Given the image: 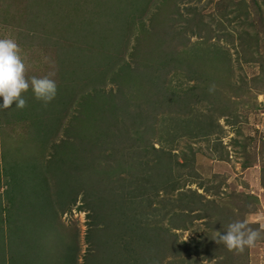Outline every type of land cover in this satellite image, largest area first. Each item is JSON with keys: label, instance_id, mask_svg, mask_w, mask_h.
<instances>
[{"label": "rangeland", "instance_id": "rangeland-1", "mask_svg": "<svg viewBox=\"0 0 264 264\" xmlns=\"http://www.w3.org/2000/svg\"><path fill=\"white\" fill-rule=\"evenodd\" d=\"M0 37H12L18 43L26 65V77L52 74V79L57 71L64 68L60 63L61 56L66 54L64 48L74 56H70L69 62L76 61L78 68V64L83 62L96 73L104 67V59L110 58L116 65L121 60L135 63L137 59L129 56L135 42L141 49L145 46L144 58L156 59L154 65L167 60L166 54L172 53L173 48L177 51L186 48L187 59L194 62L193 70L191 66L179 65L178 68L170 66L161 73L162 86L167 87L168 93L165 97L158 96L155 104L150 100L140 102L146 117L135 119L134 124L132 116L126 119L124 129L127 132L124 130V134H128V140L106 147L102 155L97 154L94 145H90L92 137L103 139L105 135H97L100 126L96 127L93 120H89L90 129L81 134V137L86 134L91 142L84 146L88 149L86 157H100L98 166L110 163L114 167L115 161L135 166L133 161L142 159L147 162L150 171L145 170L142 164L138 173L145 176L154 170L152 165L161 153L150 151L148 147L144 155H132L129 144L142 138V142H152L154 147L163 145L159 150H164L169 159L164 170L172 174V179L165 187L161 184V190H154L151 186L157 181L152 178L147 182L149 188L144 198L132 201L130 208L133 212L126 211V216L130 215L129 219L134 221V227L132 231L125 229L122 236L126 239L135 235L131 245L135 264H191L182 248L176 251L165 249V240L176 237L180 242L198 238L204 233L212 238L215 251L198 256L202 259L200 264L217 263L219 250L222 249L226 256L223 264H264V0H0ZM245 39L250 40L249 50L243 47ZM81 43L88 46L83 47ZM155 43L163 44L156 47ZM162 48L168 50L166 54H162ZM141 49L138 52L143 54ZM216 55L220 59L215 58ZM191 62L187 64L191 65ZM206 68H209L212 82L204 80L207 79V74L203 72ZM124 70L128 78L136 76L127 66ZM87 77H83L84 81L80 78L78 84H81L75 86L77 90L73 94L77 100L82 92L93 87L100 86L107 91L112 86L107 80L105 83L100 80L86 82L91 81ZM145 77L142 78L141 72L134 84L139 85L138 80ZM56 95H59L58 92ZM23 96L26 100L22 108L24 112L31 108V115H53L55 108L63 115L64 103L54 104L55 97L44 103L36 99L31 90ZM176 97L179 100L174 105L168 103L169 99ZM79 107L78 104L70 106L63 125L68 123L70 115L79 111ZM137 126L140 131L143 130L142 133L134 132ZM53 129L34 144L27 142L23 151L16 149L22 143H8L13 153L1 155L0 152V158L5 157L10 169L12 165L44 168L45 162L41 157L47 154L48 143L52 140L56 142L63 136L61 128L52 138ZM107 155L110 157L107 158ZM15 172H18L17 168ZM32 172L35 176L36 173ZM57 176L52 175L53 180ZM78 181H82L80 174ZM54 184L49 183L48 192L55 189ZM0 186V194L3 195L7 185L2 173ZM105 198L109 202L95 208V213H90L84 206L77 208L81 204L79 193L71 209L59 216L63 233L60 240L58 237L57 240H48L41 235L36 240L48 260H39L35 253L30 254V260L37 264H54L49 250H58L61 240L74 249L77 264H93L94 260L113 261L119 253L121 258L126 257V251L117 253L118 249L125 248V239L114 241L111 237L116 229L121 231L117 209L123 206V211L127 207L111 204L117 201L115 194L108 192L103 201ZM15 202V211L25 209L18 200ZM35 206V201H31L29 218L37 212L34 211ZM37 213L40 214V211ZM8 217L10 220L13 218L12 215ZM106 218L118 226L109 231L97 230L102 225H108ZM235 220H243L260 231L261 236L254 247L238 252L227 249L217 239L216 231L223 232ZM135 221L140 224L144 221L147 225L162 222L176 235L163 234L165 238L160 237L159 240L164 242L155 241L153 244L150 237L142 234L136 237L142 230L136 228ZM92 223H97L96 228ZM6 227L4 223V233L8 235L12 250L20 251L31 246L26 236L28 227L19 229L23 239L11 231L7 232ZM102 239L107 244L100 248ZM201 239L199 237V241Z\"/></svg>", "mask_w": 264, "mask_h": 264}, {"label": "trees", "instance_id": "trees-1", "mask_svg": "<svg viewBox=\"0 0 264 264\" xmlns=\"http://www.w3.org/2000/svg\"><path fill=\"white\" fill-rule=\"evenodd\" d=\"M234 16L237 15L235 14ZM147 31L148 30H146V32ZM149 33L152 34V31H149ZM36 34L38 35L37 32ZM157 36L159 35L157 34ZM53 38L56 39L58 37ZM62 38L68 39V37L64 36ZM244 41L247 44H243V47L248 50L251 49L250 40L248 41L245 39ZM135 43L132 46V50L129 52L130 57H135L137 59L135 63L132 64L121 60L116 65L110 58H108V60L104 59V67L99 68L98 73H96V70L86 67L83 62L78 64L80 65L79 68L76 66V61L69 62L70 56H74L70 50L64 48L66 50L65 57L62 55L60 58V63L63 64L64 68L59 72L57 71L56 76L53 78L56 83H68L57 86L61 89L57 90L59 95H55L54 98V104L64 103L63 115L55 108L52 110L53 115L40 113L37 116L35 113L31 115L33 112L31 108L28 109V112H24L22 108H19L18 111V108L14 105L7 108L0 107L1 155H3V153L6 155L7 153H13L10 151L11 147L8 144L10 142L16 144L22 143L20 147H16V149L18 151L20 149L23 151L24 148H26L27 142L34 144L39 138L42 139V136L46 135L51 128H54L51 131L52 138L55 132H60V129H63V136L56 142L54 140L49 142L48 147L45 149L47 150V154L41 157V159L44 160L43 162H45L44 168L33 169L27 164L28 167L26 165H12L13 168L10 169V166H7L5 157L3 159L1 156L0 158V161H2V164L0 162V166H2L0 174L2 173V176L5 178V184L7 185L6 190L3 191V195L0 194V264H19L21 261L22 264H37V262H32L30 260L32 258L30 254L32 253H35L39 257V260H48L45 259L43 253L40 251L36 240L40 235L48 240H57V237L59 238L58 240H60L63 233L59 216L71 209L79 193L81 195V204L77 206V208L81 209L84 206V208L90 210V213H95V208H99L104 203L109 202L108 198H105V201H103L104 196L107 195L108 192L115 194L117 201L111 204L116 203L124 205L127 208L123 211L121 210L123 206L117 209L120 214L118 215V219L120 218L121 221V226H119L121 227V231L117 232L118 229H116L111 238H113L114 241L124 238L122 232H124L125 229H130V231H132L134 227V221L129 219L130 215L126 216V214L127 212H133V209L130 208L132 201L135 199L139 201L144 198V193H146L149 188L147 182L155 178L157 184H153L151 189L156 190L160 188L161 190L160 185H167L170 179H172V174H170L168 170L166 172L164 170V167H168L169 159L164 150H159V147L162 148L163 145L161 144L159 147H154L152 142L148 143L146 140L142 142V138L135 143L129 144V152H131L132 155L137 153L140 156L142 154L144 155L148 147L150 151L154 150L161 153L157 162L155 160V165L154 163L152 165L155 166L154 170L151 169L153 171L148 172L145 176L138 173V167H142V164L145 170L150 171L147 162L142 159L141 161L135 159L133 161L135 166L131 163L127 166V162L121 161L119 163L115 161L116 167H114L110 163L108 165L98 166L100 157L97 159L86 157L88 149H84V146L91 142L86 134H84L83 137H81V134L83 131L90 129L89 120H93L96 127L100 126L98 132H96L97 135H105L103 139L101 137L95 139L91 136L92 143L90 145H94L97 154L102 155L106 147L118 143L122 144L125 139L128 140V134H124V130L127 132V130L124 129L127 118L132 116L134 119H132L131 122L134 124L136 121L135 119L146 117L143 107L139 105L141 101L149 102L150 100L152 104H155V99L157 100L158 96L161 95V97H165L168 93L167 87H163L160 80L163 71H167L170 66L172 68L191 66L190 69L193 70L194 66L192 63L194 62L187 59L186 48H183L181 51H177L173 48L172 53H167L168 50L162 48V54L167 53V60H161L154 65L156 59L149 60L150 58H144V52H146V50H144L145 46L141 49L139 44L137 45ZM162 44L163 43H155L156 47H161ZM240 44L242 43L240 42ZM81 46L86 47L88 44L81 43ZM138 49H141L143 54H140L141 52H138ZM136 50L137 52L135 53ZM253 51L255 50L251 52ZM215 58L220 59L217 55ZM188 62H191V65H188ZM123 65L127 66L129 70H132L136 76L130 77L131 79L128 78ZM87 68L88 70H86ZM208 69L206 68L205 71H203L207 74V79L204 80L206 82H212L213 79ZM141 72L142 78L146 76L145 79H137L140 84H134L135 78H138ZM186 72L189 74V70H186ZM86 76H88L86 79L91 80L86 82H96L100 80L99 82L103 81V83H105V80H107L112 86L107 91H104L105 89L100 86L96 88L93 87L90 91L82 92L80 99L77 100L75 94H73V92L77 90L75 86L78 87L81 84H78V80ZM74 79H77V81L74 82ZM136 85L137 87H135ZM82 88L84 89L85 87ZM27 91L23 92L22 95H25ZM178 100L179 97H176L174 100L169 99L168 103L172 102L174 105ZM74 104L80 105L78 108L79 111L76 114L70 115L68 123L63 125V119L68 115L67 113L70 110V106ZM17 126H19L20 130L17 129ZM44 126L46 130H44ZM64 131H66V133ZM142 131L143 130L140 131L138 126L134 129L135 133H142ZM130 133L133 134L132 130ZM159 142H162V140H159ZM109 157L110 156L107 155V158ZM139 162H141L140 165ZM177 163L178 165L182 164V162ZM16 168L18 172H15ZM143 170L141 172H143ZM32 171L36 173L35 176H33ZM79 174L80 180L82 178L80 182L78 181ZM127 174H130V176ZM52 175H58L56 180H53ZM174 175L177 181V176L176 174ZM156 177H159V179ZM49 183H55V189H52L50 192H48L50 187L48 186ZM164 187H162V189H164ZM15 200H18L20 204L25 207L23 211L17 212L14 210ZM31 201H35L36 206L34 211H40V214L34 212V215L29 218L28 214L31 212L29 210V204H31ZM88 204H90V207ZM14 213L17 216H15ZM4 215L5 218L3 217ZM9 215L13 217L11 220L8 217ZM88 217H90L89 213ZM106 220L108 221V225H104V227L102 225L98 227L97 230L109 231L114 226H118L112 223L108 218H106ZM4 223L7 225V232L11 231L13 234H16L19 239H23L22 234H19V229L24 230L25 227H28V234L26 236L31 246L28 249L23 247L20 251L12 250L8 244V235L4 233ZM96 224L92 223V226L96 228ZM135 226L137 229L141 228L142 230V233L136 234V237L138 238L140 234L144 237H150L153 244H155V241L163 243L164 241L159 240L160 237H164L163 234H172L174 237L176 235V233L170 232V229L162 224V222L147 225L144 221L142 224L136 223L135 221ZM134 236L126 239L124 238L125 248L123 247L117 250V253L126 251L128 254L126 257L124 256L121 258V253H119L115 256L113 261L109 259L106 261L94 260L93 264H135L134 257L131 256L133 253L131 246L133 242L132 238ZM199 237H202L200 241ZM6 238L7 241H5ZM106 244V241L103 243L102 239L99 244L100 248ZM2 246L4 247L3 250ZM177 248H182L184 250V254L186 256L188 255V261H192L191 264H200L202 259H198V256L202 254L205 256L210 255L211 252L215 251L213 250L214 242L212 238L210 239L208 233H204L203 235L200 234L198 238H191L190 240H182L180 242L177 241L176 237L174 239L169 238V240H165V249L176 251ZM2 251L4 252L3 254ZM15 254H18V256ZM49 254L54 264H77L74 249L68 243L65 245L62 240L61 247L58 250H49ZM218 260L219 261L215 264H223L226 261L223 249L219 250ZM82 264L88 263L83 262Z\"/></svg>", "mask_w": 264, "mask_h": 264}, {"label": "clouds", "instance_id": "clouds-1", "mask_svg": "<svg viewBox=\"0 0 264 264\" xmlns=\"http://www.w3.org/2000/svg\"><path fill=\"white\" fill-rule=\"evenodd\" d=\"M52 74L26 77V65L20 48L12 37H0V107L23 108L26 100L23 92L31 89L32 94L44 103L51 101L57 92ZM211 90V89H210ZM217 232V239L229 250L242 252L254 247L261 233L248 226L243 220H235L226 230Z\"/></svg>", "mask_w": 264, "mask_h": 264}]
</instances>
